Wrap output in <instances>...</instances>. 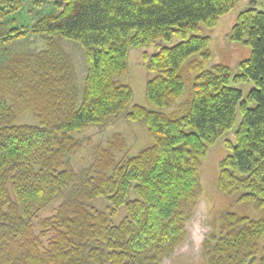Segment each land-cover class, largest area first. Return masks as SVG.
I'll use <instances>...</instances> for the list:
<instances>
[{"label": "trees", "instance_id": "obj_1", "mask_svg": "<svg viewBox=\"0 0 264 264\" xmlns=\"http://www.w3.org/2000/svg\"><path fill=\"white\" fill-rule=\"evenodd\" d=\"M239 1L39 0L35 6L51 12L22 30L4 26L22 8L20 0H0V55L28 34L58 36L76 43L87 65L80 103L59 57L49 59L51 69L36 64L28 77H1L38 126L14 124L7 102L14 95L0 87V264H161L186 237L207 148L234 128L238 113L218 188L241 192L240 202L264 209V11L246 8L231 29L230 41L251 50L234 76L221 65L204 70L209 40L199 35L200 26L214 27ZM174 36L179 43L146 58L155 77L145 95L155 110L127 111L132 91L116 79L126 75L128 50ZM196 55L186 114H163L182 97V69ZM249 82L254 88L244 99L233 86ZM120 116L144 124L151 146L120 164L98 149L93 164L75 173L69 162L81 144L73 136ZM98 199L107 202L105 212L90 206ZM57 201L56 214L36 227L39 213ZM122 209L125 217L112 224ZM222 222L214 245L205 242L208 264H264V217L225 214Z\"/></svg>", "mask_w": 264, "mask_h": 264}, {"label": "rangeland", "instance_id": "obj_2", "mask_svg": "<svg viewBox=\"0 0 264 264\" xmlns=\"http://www.w3.org/2000/svg\"><path fill=\"white\" fill-rule=\"evenodd\" d=\"M39 0H20L22 8L15 15L5 20L6 29L29 30L42 16L51 12V8L37 7L35 3ZM248 7L264 11V0H240L233 9L219 18L212 28L200 26L199 35L208 38L207 51L209 61L204 70H210L215 65L227 67L234 76L239 71V64L250 57L251 50L248 46L231 42L229 39L231 29L236 24L239 13ZM180 42L177 36L172 37L169 42L157 40L151 45L140 48H131L127 53V72L122 78H117L120 85L130 87L132 91V102L127 111L134 105L141 106L147 110H155L148 102L145 89L149 80L155 77L154 73L147 70V59L165 47H172ZM4 53L0 55V87L4 85L7 93L14 95L13 101L7 102L12 106L15 115L16 126L36 127L38 122L33 115L26 111L24 100H20L18 91L11 90L10 82H3L2 76L17 73L23 78L24 74L33 75V69L37 67H50L52 58H60L62 63L69 66L74 79V92L77 93L79 103L81 101L84 80L87 75V65L82 49L74 42L61 39L58 36L27 35L22 41L17 40L5 47ZM46 59L48 61H38ZM200 61L199 55L190 59L182 69L185 87L182 97L178 102L161 112L175 118H181L186 114L192 98V84L197 73L191 72L189 64L192 61ZM37 64V65H36ZM52 64V63H51ZM54 66V65H53ZM51 66L49 69L53 68ZM46 70L45 72H47ZM233 86V84H231ZM239 89L244 99L248 92L254 88L253 83H242L234 85ZM239 113L232 130L225 133L212 146L207 148V153L199 168V193L195 205L191 209V216L186 223V237L174 252L166 257L161 264H208L210 249L205 242L211 246L212 236H217L222 226L225 214H235L238 217H247L256 221L264 217V209H256L254 204L239 201L241 192L231 194L223 192L218 188L221 162L230 155V145H235V132L240 123ZM73 139L81 144L80 150L71 158L69 166L75 173L89 168L95 158L98 149L107 150L116 164H120L130 158L137 156L141 151L151 146L147 128L140 122H132L120 116L108 121L103 127H90L81 133L74 135ZM131 199L135 198L131 193ZM60 201L41 211L34 221L36 227L42 220L51 218L56 214ZM91 207L105 212L107 202L98 199L90 204ZM125 217L122 209L110 221L118 225ZM38 229V228H36ZM264 245V238L261 241Z\"/></svg>", "mask_w": 264, "mask_h": 264}]
</instances>
